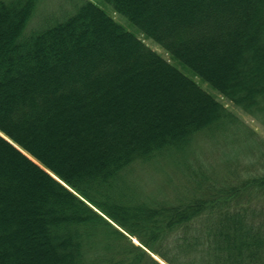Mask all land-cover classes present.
<instances>
[{"label":"trees","instance_id":"1","mask_svg":"<svg viewBox=\"0 0 264 264\" xmlns=\"http://www.w3.org/2000/svg\"><path fill=\"white\" fill-rule=\"evenodd\" d=\"M102 1L142 38L87 0L24 37L38 0H0V264H264V161L174 196L130 180L245 128L169 61L264 126V0Z\"/></svg>","mask_w":264,"mask_h":264},{"label":"rangeland","instance_id":"2","mask_svg":"<svg viewBox=\"0 0 264 264\" xmlns=\"http://www.w3.org/2000/svg\"><path fill=\"white\" fill-rule=\"evenodd\" d=\"M82 1L85 0H38L33 14L25 26L23 36L27 37L52 24L62 22L75 12ZM87 1H91L105 11L125 30L142 38L139 31L124 17L116 14L108 4L102 0ZM144 43L160 56L169 60L167 54L154 42L145 40ZM169 62L184 75L193 79L203 91L221 103L246 129L238 126L235 128L226 126L224 131L208 134L205 136L206 138L200 134L197 136L198 143L189 149L183 160L165 161L156 168L138 165L130 173V180L143 192L156 193L161 191L166 196H174V193L186 194V178L192 170L207 176V181L217 188L221 185L222 179L233 182L237 176L235 174L246 176L247 173H255L256 167L259 166L260 169L264 158L253 157L256 164L251 165L247 156H254L252 150L255 153L264 152V126L222 98L182 64L176 61ZM247 130L254 136L250 135ZM132 243L138 246L136 240H132ZM160 264L163 263L160 262Z\"/></svg>","mask_w":264,"mask_h":264}]
</instances>
